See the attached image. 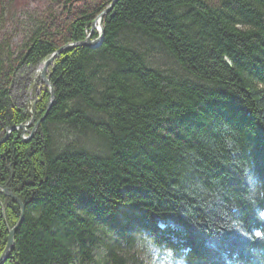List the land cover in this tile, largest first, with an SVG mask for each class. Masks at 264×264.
Instances as JSON below:
<instances>
[{"label": "trees", "instance_id": "16d2710c", "mask_svg": "<svg viewBox=\"0 0 264 264\" xmlns=\"http://www.w3.org/2000/svg\"><path fill=\"white\" fill-rule=\"evenodd\" d=\"M114 1L50 0L62 13L30 17L15 59L0 49V141L32 119L17 73ZM102 24L98 48L50 69L34 137L0 146V186L25 205L5 264H145L143 242L178 264H264V0H118ZM152 42L182 76L149 66ZM4 214L21 217L0 193V257Z\"/></svg>", "mask_w": 264, "mask_h": 264}, {"label": "rangeland", "instance_id": "374dc122", "mask_svg": "<svg viewBox=\"0 0 264 264\" xmlns=\"http://www.w3.org/2000/svg\"><path fill=\"white\" fill-rule=\"evenodd\" d=\"M62 7V2H60V4H55L51 3L50 0H0L1 51L4 49L6 51L5 55H7V53L11 54L13 59H15L20 54L29 32L28 19L30 17H46L49 16L52 11L62 13ZM101 25L103 26L102 20ZM90 29L87 36L90 35ZM95 34H97L98 37L100 29L99 31L94 30L93 37ZM147 62L150 67L160 70L165 74H174L176 76H182L184 74L171 55L154 42L150 44L147 51ZM41 72L42 65L36 68L29 67L22 69L17 73L13 88L14 102L16 103V101L19 102L23 100L32 118H35L36 106L42 101L43 94L45 91H49L48 87L41 83ZM31 121L32 119L27 124L23 125L28 126V133L24 134L22 131L23 139L30 137L37 124L35 121L31 123ZM70 140L72 142L74 138ZM82 140H80L81 143H83ZM136 253L145 264H178L173 262L169 256L157 251L147 242L139 243L136 248Z\"/></svg>", "mask_w": 264, "mask_h": 264}, {"label": "water", "instance_id": "95a60500", "mask_svg": "<svg viewBox=\"0 0 264 264\" xmlns=\"http://www.w3.org/2000/svg\"><path fill=\"white\" fill-rule=\"evenodd\" d=\"M118 0H115L113 5L117 2ZM112 5V6H113ZM111 6V8H112ZM111 8L107 9L102 15L99 16V18L97 20L100 21V34L98 36L97 39H93V34H94V29H95V23L92 24L91 29H90V35L87 36L86 40L84 42L81 43H74V44H69L66 45L64 47H62L61 49H59L54 55H52L49 59H47L46 61H44L41 65H42V72H41V83L45 84L46 87H48L49 91H50V102L48 104V108H47V113L46 116L41 119L36 126L34 127L31 135L29 138L25 139V141L30 140L31 138H33L35 132L37 131V129L39 128V126L41 125V123L44 121V119L47 117L48 112L51 110L54 101H55V92L53 90L52 84L50 83V79H49V71L52 68V66L54 65L55 61L66 51H69L71 49L74 48H78V47H88V48H98L102 42H103V38H104V28L101 25V20L102 18H104L107 14L110 13ZM35 121V118H32L31 123H33ZM28 126H12L9 127L6 131V136L5 138L0 141V146L5 143L8 138L10 137V135L12 134V132L14 131H18V130H22L24 134L28 133L27 130ZM0 193L10 199H12L20 208L21 211V217L18 221V223L14 226V228H9L5 219V214L3 215V218L5 220L6 223V227H7V231H8V241L6 244V247L4 249V252L2 253L1 257H0V264H5L6 261H8V259L10 258L11 254L14 251V246H15V236H16V232L18 231V229L20 228L22 222L24 221V215H25V205L12 193V191L7 188V187H3L0 186Z\"/></svg>", "mask_w": 264, "mask_h": 264}, {"label": "bare ground", "instance_id": "6f19581e", "mask_svg": "<svg viewBox=\"0 0 264 264\" xmlns=\"http://www.w3.org/2000/svg\"><path fill=\"white\" fill-rule=\"evenodd\" d=\"M97 23L99 24V26H96ZM99 28H100V21L98 20V21L96 22V24H95V29H97V30L99 31ZM95 29H94V30H95Z\"/></svg>", "mask_w": 264, "mask_h": 264}, {"label": "snow or ice", "instance_id": "6c2138e0", "mask_svg": "<svg viewBox=\"0 0 264 264\" xmlns=\"http://www.w3.org/2000/svg\"><path fill=\"white\" fill-rule=\"evenodd\" d=\"M256 234H257L258 236L261 235V233H259V232H257Z\"/></svg>", "mask_w": 264, "mask_h": 264}]
</instances>
